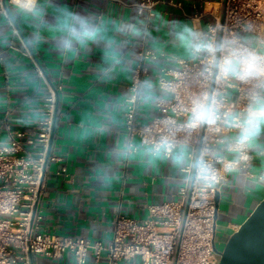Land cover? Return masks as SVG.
<instances>
[{
    "label": "crops",
    "instance_id": "0c3cea01",
    "mask_svg": "<svg viewBox=\"0 0 264 264\" xmlns=\"http://www.w3.org/2000/svg\"><path fill=\"white\" fill-rule=\"evenodd\" d=\"M142 1L34 0L23 6L0 0V142L16 131L33 133L50 87L57 91L51 154L59 160L49 164L44 177L34 220L41 232L108 244L120 215L143 220L150 205L179 199L190 149L171 158L153 156L136 140L137 150L130 152L123 115L142 49L160 55L148 63L141 86L138 115L148 122L159 115L156 99L166 97L157 85L160 70L179 68L208 19L195 26L167 3L158 4L153 17L139 15L136 5ZM174 1L187 13L194 9L192 0ZM214 8L207 4L206 9ZM70 30L95 36L76 39L67 36ZM261 102L264 93L256 106ZM250 148L251 171L264 174V130ZM218 194L216 235L218 230L231 235L264 198V177L232 171ZM33 264L76 262L66 253ZM85 264L108 261L96 262L90 253Z\"/></svg>",
    "mask_w": 264,
    "mask_h": 264
},
{
    "label": "built area",
    "instance_id": "2783aa9c",
    "mask_svg": "<svg viewBox=\"0 0 264 264\" xmlns=\"http://www.w3.org/2000/svg\"><path fill=\"white\" fill-rule=\"evenodd\" d=\"M192 1L191 13L184 11L181 1L145 0L136 5L139 15L147 12L153 17L154 8L167 3L195 26L208 20L189 57L178 61L179 68L160 70L157 85L166 97L156 99L159 115L148 122L138 115L141 86L148 63L160 55L142 49L123 115L130 152L137 150L136 140L153 156L171 158L180 149H190L179 199L150 205L143 220L120 215L108 244L39 231L34 220L44 177L49 164L59 160L51 154L57 91L50 87L36 130L16 131L7 142H0V264H33L38 258L57 260L66 253L76 264H85L90 253L96 262L105 257L108 264L136 258L141 264H219L214 220L219 186L232 171L264 177L251 171L250 146L243 151L234 147L238 130L226 123L256 106L264 93V0ZM209 3L215 8L206 9ZM228 62L234 69L230 75L224 72ZM253 65L255 70L248 71ZM197 99L213 102L219 117L215 123L192 125L190 111ZM197 163L209 165L216 178L201 180Z\"/></svg>",
    "mask_w": 264,
    "mask_h": 264
},
{
    "label": "clouds",
    "instance_id": "9594fccd",
    "mask_svg": "<svg viewBox=\"0 0 264 264\" xmlns=\"http://www.w3.org/2000/svg\"><path fill=\"white\" fill-rule=\"evenodd\" d=\"M67 36L76 39H93L95 34H89L86 32L77 34L75 33V30H70L67 33ZM254 70L255 65L248 69V71ZM233 71L234 69L231 63H226L224 66V72L230 75ZM261 74H264V70L261 71ZM190 118L191 123L194 126L198 124L215 123L219 119L217 109L213 102L204 99L193 101ZM226 123H228L230 127L238 130V134L233 141L235 148L243 151L246 147L255 145L256 138L260 135L261 131L264 130V102L259 103L258 106L246 109L245 112L237 114L231 119V121H226ZM168 150L171 151V147H169ZM195 168L201 180L212 181L216 178L214 170L207 164L197 163Z\"/></svg>",
    "mask_w": 264,
    "mask_h": 264
},
{
    "label": "water",
    "instance_id": "95a60500",
    "mask_svg": "<svg viewBox=\"0 0 264 264\" xmlns=\"http://www.w3.org/2000/svg\"><path fill=\"white\" fill-rule=\"evenodd\" d=\"M219 194L216 197L215 230ZM219 264H264V198L239 228L229 236Z\"/></svg>",
    "mask_w": 264,
    "mask_h": 264
},
{
    "label": "rangeland",
    "instance_id": "374dc122",
    "mask_svg": "<svg viewBox=\"0 0 264 264\" xmlns=\"http://www.w3.org/2000/svg\"><path fill=\"white\" fill-rule=\"evenodd\" d=\"M230 235H226L224 233H222L220 230L217 231V235H216V245L218 246V248L220 249V251H223L225 248V244L227 242V240L229 239Z\"/></svg>",
    "mask_w": 264,
    "mask_h": 264
},
{
    "label": "bare ground",
    "instance_id": "6f19581e",
    "mask_svg": "<svg viewBox=\"0 0 264 264\" xmlns=\"http://www.w3.org/2000/svg\"><path fill=\"white\" fill-rule=\"evenodd\" d=\"M16 2L23 6H29L34 0H16Z\"/></svg>",
    "mask_w": 264,
    "mask_h": 264
}]
</instances>
